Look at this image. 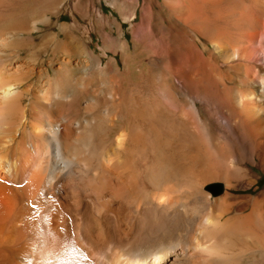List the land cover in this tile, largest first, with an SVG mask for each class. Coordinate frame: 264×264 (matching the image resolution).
I'll list each match as a JSON object with an SVG mask.
<instances>
[{"label":"bare ground","instance_id":"obj_1","mask_svg":"<svg viewBox=\"0 0 264 264\" xmlns=\"http://www.w3.org/2000/svg\"><path fill=\"white\" fill-rule=\"evenodd\" d=\"M17 1L14 15L0 0V264H264V188L237 194L257 189L255 168L264 174V0L174 5L186 42L173 39L160 83L173 119L169 168L152 147L137 158L141 125L125 128L117 97L124 75L141 81L140 59L155 63L153 36L130 46L107 34L101 54L54 37L65 55L55 76L30 82L33 33L49 19L29 24ZM77 54L119 77L115 88L98 95L85 73L75 77ZM212 181L224 193L203 190Z\"/></svg>","mask_w":264,"mask_h":264},{"label":"rangeland","instance_id":"obj_2","mask_svg":"<svg viewBox=\"0 0 264 264\" xmlns=\"http://www.w3.org/2000/svg\"><path fill=\"white\" fill-rule=\"evenodd\" d=\"M10 1L11 2H8L11 3L9 12L4 9L2 13L15 15L17 13L16 7L18 6V1ZM68 2L69 0H25L27 8L25 9V12L27 10L26 19L29 24L31 23L30 20L32 18L37 20L39 18L41 19L42 16H47L49 19L48 23H39L38 29L33 33L34 36L38 37L35 39L33 45L35 49L30 50V52L36 51L32 56L36 72H34L29 78V81L42 82L47 80V78H53L55 76L56 66L65 55L63 47L56 48L53 45L54 37L59 38L61 41H64V39H71L74 43L81 42L83 45L89 43L95 54H101L102 51L100 46L104 45V43L109 45V43L104 40V38H108L109 34V37L112 38L113 36H116L123 42H127L130 46H133L134 42L141 34L149 33L151 37L153 36L152 40L155 39V42L153 41V54L156 56L153 58L156 61L153 59V62L151 63H154V61L155 63L150 65L145 58L140 59L139 62L141 63L138 64L137 71L139 72V77L141 76L138 79L142 81V84L140 80H137L140 82L136 81L137 83H133L132 78L124 75L122 79L123 86L118 90L117 97L121 101L120 111H122L126 120H129L126 121L125 128H128L129 130H137V125H141L139 127V132L141 131V141L139 140V142H137L138 145L136 144L137 158L143 159L141 158V155H143L145 159L146 155L149 153V148L152 147L151 149L157 164L169 168L172 145L174 144L172 136L173 119L169 113V101L163 98L160 83L169 75V48L178 44L185 45L184 42H186L183 37V24L179 23L174 18V9L176 5H178L177 3L179 0H73L72 7H69ZM60 26H66V28L61 30ZM177 37H179V40ZM112 56L113 54L110 52L107 55H102L104 65ZM116 58L124 71L121 54H118ZM29 60L31 61V59ZM73 61L74 76L86 77L87 75V82L91 88L90 90L95 94L101 95L109 92L111 88H115V83L120 79L119 77L110 79L108 74L99 73L96 66L97 63L84 54L75 55ZM149 72L150 74H148ZM151 75L155 76V78L158 76L159 78L157 77V79L159 80L156 79L155 81L154 78L152 80ZM147 76L151 79L152 83ZM114 80L115 83L113 82ZM174 82L179 85L176 80H174ZM147 83H149V85H147ZM137 84L139 85L137 86ZM153 84L154 86H152ZM155 86L158 87L156 88ZM150 88L152 90L154 89V92H150ZM150 94L153 96L155 95V105L152 111H149L148 108L149 100L151 98ZM147 95L149 96L148 98ZM116 109V107L112 108L113 113ZM135 117L138 118L140 122L139 124L136 122ZM148 119L149 121L151 120V123ZM144 125L145 127H142ZM150 127L153 129L149 130ZM178 163V176L182 181H185L189 175L188 171L190 166L182 163L180 158ZM255 170L261 175L258 184H256L257 189L239 191L237 194H255L264 188V174H262L258 168H255ZM203 190L209 191L213 195H219L225 191L223 184L219 181L205 183L203 185Z\"/></svg>","mask_w":264,"mask_h":264},{"label":"water","instance_id":"obj_3","mask_svg":"<svg viewBox=\"0 0 264 264\" xmlns=\"http://www.w3.org/2000/svg\"><path fill=\"white\" fill-rule=\"evenodd\" d=\"M221 191V190H220Z\"/></svg>","mask_w":264,"mask_h":264}]
</instances>
